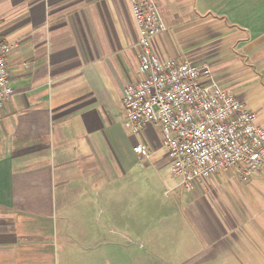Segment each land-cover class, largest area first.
Here are the masks:
<instances>
[{"label":"crops","instance_id":"0c3cea01","mask_svg":"<svg viewBox=\"0 0 264 264\" xmlns=\"http://www.w3.org/2000/svg\"><path fill=\"white\" fill-rule=\"evenodd\" d=\"M153 2L165 27L153 53L208 62L213 84L264 129V0ZM0 38L14 45L13 96L0 107V264H264V168L245 183L230 170L194 183L159 235L113 226L107 206L123 222L140 200L135 165L160 164L163 150L147 126L146 162L123 126L138 66L127 0H0Z\"/></svg>","mask_w":264,"mask_h":264},{"label":"built area","instance_id":"2783aa9c","mask_svg":"<svg viewBox=\"0 0 264 264\" xmlns=\"http://www.w3.org/2000/svg\"><path fill=\"white\" fill-rule=\"evenodd\" d=\"M127 1L138 33V66L137 79L122 90L124 127L132 135L147 126L158 130L171 174L186 191L228 170L240 182H248L264 168V129L257 124L256 114L213 84L208 62L159 59L151 40L165 27L155 3ZM13 47L0 38V107L13 96L6 66ZM132 151L141 158L150 153L141 143Z\"/></svg>","mask_w":264,"mask_h":264},{"label":"rangeland","instance_id":"374dc122","mask_svg":"<svg viewBox=\"0 0 264 264\" xmlns=\"http://www.w3.org/2000/svg\"><path fill=\"white\" fill-rule=\"evenodd\" d=\"M123 126L120 125V127L125 130L124 135L126 136L129 133L128 131H126V129H124ZM147 128L145 134H150L148 136V141L150 144L154 145V143L159 140L160 137L155 130V136L152 134V130L154 128ZM145 134L144 132H142L141 134L133 135L132 138H134L139 143L145 144L147 143ZM121 143L124 144L123 147L125 149L127 147L130 148L129 141L127 140V138L125 140L123 138ZM163 157L164 151L158 150L154 153V158L159 161L160 164H150L148 166H145V161H139V163L135 165V167L140 170L138 185L140 193L139 204L134 206L133 208L125 207L121 210V212L125 215V219L123 222L116 218V212L119 207L117 208L116 206H112L109 204L107 206L109 217H112L114 221L116 219L121 223L120 225L119 223L113 222V226H123V229L126 230V232H137L141 235H148L154 232L157 233V235H159V233H164V231H166L167 227L169 226V223H166V221L163 220L165 218H168L170 215H175L179 213V196L182 197L183 204L181 205V208L183 209L182 212L185 214V205L183 197L185 193V197L190 196L191 192H185L184 189L179 187V179L172 176L170 165L164 162ZM141 159L146 160V162L148 163H153L150 162V159L147 160L148 157ZM80 214H82V212H80ZM132 217L134 218L133 220ZM137 220L138 222H136Z\"/></svg>","mask_w":264,"mask_h":264}]
</instances>
